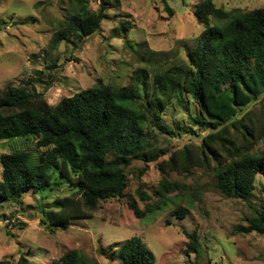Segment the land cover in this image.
Segmentation results:
<instances>
[{
    "label": "rangeland",
    "instance_id": "374dc122",
    "mask_svg": "<svg viewBox=\"0 0 264 264\" xmlns=\"http://www.w3.org/2000/svg\"><path fill=\"white\" fill-rule=\"evenodd\" d=\"M200 1L122 0L120 7L108 10L99 31L82 43L53 47V36L74 13L75 0H0V89L34 87L50 106H56L100 82L127 87L138 93L137 106L151 104L161 126L172 131L161 133L148 118L144 150L151 152V159H132L123 198L102 202L93 217L74 219L67 229L43 225L40 214V208L53 209L58 197L70 193L72 187L65 181L42 194H25L19 203L0 202V264L17 261L21 255L27 256L29 264H52L73 250L96 264H121L117 249L109 248L133 237L141 238L152 251L154 264H264V235L236 229L247 227L257 212H264L263 177H257L256 188L245 202L224 197L210 171L196 168L186 176H164L157 167L185 144H199L208 133L196 122L203 116L200 107L185 92L184 103L157 98L153 81L154 74L187 61V50L195 47L204 30L194 17V6ZM214 3L227 12L264 8V0ZM99 4L100 0H90L94 11ZM158 102L164 103L163 108ZM38 141L1 142L0 157L26 151L38 161L45 150L37 146ZM1 172L0 166V179ZM163 179L182 184V194L170 195L161 211L137 219L129 203L145 209L138 196L140 186L154 203ZM179 209L186 211L185 218L176 215ZM185 232L196 236L198 256L188 252Z\"/></svg>",
    "mask_w": 264,
    "mask_h": 264
},
{
    "label": "trees",
    "instance_id": "16d2710c",
    "mask_svg": "<svg viewBox=\"0 0 264 264\" xmlns=\"http://www.w3.org/2000/svg\"><path fill=\"white\" fill-rule=\"evenodd\" d=\"M121 1L100 0L94 11L90 0H75L74 13L53 36V47L82 43L99 31L108 10L120 7ZM194 17L204 30L195 47L187 50V61L154 74L153 81L157 98L184 103L185 92L200 107L203 116L196 122L208 133L199 144H185L157 167L164 176H186L196 168L210 171L224 197L248 202L257 177L264 178V147H260L264 144V8L227 12L214 0H201L194 6ZM138 99L133 89L102 82L56 106H50L34 87L0 89V143L37 138V146L45 149L38 161L26 151L0 157V202L19 203L25 194H42L65 181L72 187L70 193L58 197L53 209L40 208V214L43 225L67 229L74 219L93 217L102 202L123 198L132 159H151V152L144 150L148 118L161 133L172 134L158 122L151 104L139 107ZM158 106L163 108L164 103ZM175 193L182 194V184L163 179L154 203L140 186L138 196L145 209L135 202L129 207L142 220L161 211ZM176 215L185 218L186 211L179 209ZM236 229L264 235V212H257L247 227ZM184 235L188 252L198 256L196 236ZM115 249L121 264L155 262L139 237L109 248ZM105 255L112 259L111 254ZM1 264H29V260L21 255L17 261ZM52 264L96 263L73 250Z\"/></svg>",
    "mask_w": 264,
    "mask_h": 264
}]
</instances>
